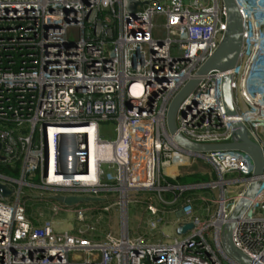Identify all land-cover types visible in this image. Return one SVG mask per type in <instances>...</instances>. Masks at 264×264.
Masks as SVG:
<instances>
[{
	"label": "built area",
	"instance_id": "built-area-1",
	"mask_svg": "<svg viewBox=\"0 0 264 264\" xmlns=\"http://www.w3.org/2000/svg\"><path fill=\"white\" fill-rule=\"evenodd\" d=\"M140 1L144 3L141 17L133 19L126 11V0H0V143L4 157L0 162H20L22 179L28 172H39L40 186L31 187L103 199L92 203L97 206L110 193L126 191L128 204L144 205L149 213V236L161 228V237L153 241L132 237L127 223L120 237L99 233V222L90 220L94 210L89 204L69 208L55 202L49 206L53 217L74 216V229L60 230L56 220L36 227L21 201L0 199V264H233L222 249L221 235L253 181V164L239 152L188 156L174 144L166 126L171 101L219 47L227 29L226 9L221 0ZM236 3L244 22V47L233 71L234 102L238 119L264 149V0ZM224 75L212 72L201 77L187 109L178 115V130L187 139L200 144L230 141L231 120L221 99ZM125 97L141 108L127 105ZM256 100H261V106L255 107ZM58 118H73L78 126L48 124ZM106 123L116 124L115 140L100 138V125ZM56 129L83 132H55L50 141L48 134ZM95 131L98 146L116 157L97 162L96 184L77 182L75 178L87 177L93 166L87 156L86 132ZM61 134L75 135L71 148L76 147L77 153L68 159L67 167H84V172L70 178L55 173ZM199 161L211 164L221 185L242 187L213 222L204 223L197 214L195 202L200 195L180 202L183 193L203 185L167 181L178 177L169 175L170 171H189ZM51 165L61 185L47 183ZM104 166L116 171L119 188L104 182ZM3 178L13 187L19 183ZM150 192L156 193L161 205L171 208L180 203L171 210L179 214L175 222L161 218L162 212L151 199L142 202L139 194ZM165 193L173 197L166 201ZM189 223L194 229L179 237L176 229ZM208 223L213 226L211 234ZM171 225L173 239L163 231ZM233 240L253 263L264 264V180L263 191L238 221Z\"/></svg>",
	"mask_w": 264,
	"mask_h": 264
},
{
	"label": "water",
	"instance_id": "water-1",
	"mask_svg": "<svg viewBox=\"0 0 264 264\" xmlns=\"http://www.w3.org/2000/svg\"><path fill=\"white\" fill-rule=\"evenodd\" d=\"M221 1L227 13V29L224 37L216 52L205 61L197 71L195 77L190 79L171 101L167 111L166 126L174 144L188 156L202 158L208 154L217 152H239L246 155L251 160L253 164V181L237 202L228 222L224 225L221 235V246L225 255L233 264H255L248 255L236 246L233 235L238 221L249 209L251 203L263 191L264 149L252 138L245 123L238 119L239 114L235 107L232 84L233 71L237 68L243 53L244 22L236 0ZM143 6L144 3L140 0H126V11L133 19L141 17ZM212 72L225 74L221 83V99L224 111L231 120V139L227 143H195L179 132L177 118L181 112L187 109V101L196 93L201 82L200 78ZM125 101L130 107L135 106L139 109L141 108L138 103L133 102L127 97H125ZM48 124L55 127L78 126L73 118H58L56 120H50ZM74 144L75 135L61 134L58 137V165L55 173L64 178H70L77 173L84 172V167L81 169L67 167L68 159L74 157L77 153L76 147H73V149L71 148ZM1 151L2 144L0 143V160L4 161ZM15 195L16 191L14 187L8 184L3 176L0 175V199L10 200ZM50 199L69 208L103 201V199L98 197L65 196L63 194H55L51 196ZM194 227L192 223L179 226L176 229V234L179 237H185Z\"/></svg>",
	"mask_w": 264,
	"mask_h": 264
},
{
	"label": "rangeland",
	"instance_id": "rangeland-1",
	"mask_svg": "<svg viewBox=\"0 0 264 264\" xmlns=\"http://www.w3.org/2000/svg\"><path fill=\"white\" fill-rule=\"evenodd\" d=\"M193 2V1H191ZM161 22L162 19L160 20ZM116 124L115 123H106L100 125V138L103 140H115L116 139ZM212 166L210 163L199 161L196 165L189 168V171H186L183 168L174 169L175 174L178 175H201L202 173L210 176V181L197 183L201 186L200 190L197 191H207V194L201 196V201L197 203L195 208L197 214L200 216L202 222H213L220 210L224 207L229 206L228 199L236 197L237 194L242 190L241 185H228L220 183V177L216 173L214 176ZM104 182L109 183L112 186V189L119 188L116 183V171L108 168V166L103 167ZM169 175H174V172L170 171ZM203 175V174H202ZM179 177V176H178ZM209 177V176H208ZM230 176H226V179H230ZM19 183L14 185L16 195L11 198V202L21 201L26 207L27 215L30 221L36 227H40L49 221L56 220V223H59V227H68L74 229L77 227V221L74 216L59 215V217H53V214L49 211V206L55 202L50 199L51 196L59 194L58 192L51 191L53 188L40 189L31 187L30 185L40 186V173H27L25 179H22V172L20 171V176L15 179ZM22 180V183L20 182ZM36 181V183L32 182ZM196 185V184H192ZM140 196L143 197L142 202L145 203L146 199H151L153 203L157 206V209L161 211L163 215L165 213H171L170 209H177L180 204H175L173 207H167L168 205H161L157 198H155L156 193H140ZM135 197V196H133ZM205 197V198H203ZM129 196L126 191L116 190L113 193L109 194L108 200L101 203V205L89 204L94 210V217L90 220L93 222H99V233L104 232H113L115 236L120 237L122 229L125 227L124 223H127V229L132 237H143L149 239V236H146V224L144 217L141 215L142 205L130 202L128 204ZM166 201H169L164 196ZM108 208L106 211L105 209ZM144 208V205H143ZM199 209H202L203 212H200ZM149 214V213H148ZM208 232L211 234L213 232V226L211 223L207 224ZM73 227V228H71ZM60 229V228H59ZM62 230V229H60ZM164 233L168 234L171 239L175 237V232L171 227H166ZM160 234V229L154 232L153 236L150 237L154 240L158 239ZM19 234L18 230L14 233V238L18 240ZM152 241V240H151Z\"/></svg>",
	"mask_w": 264,
	"mask_h": 264
},
{
	"label": "bare ground",
	"instance_id": "bare-ground-1",
	"mask_svg": "<svg viewBox=\"0 0 264 264\" xmlns=\"http://www.w3.org/2000/svg\"><path fill=\"white\" fill-rule=\"evenodd\" d=\"M264 77V76H261ZM264 78H261V80L264 82L263 80ZM255 107L261 106V100H256L254 102ZM253 105V106H254ZM81 133L83 132V130H79V129H56V131L50 130L48 136L50 141H52V138L54 137V133ZM88 133V139H89V145H88V154L87 156L89 157L91 164L93 165L90 168V171L88 173L87 177H76L75 181L77 182H82L84 180L86 181H91L94 184L97 183V178H96V174H97V162L101 159V158H108V159H114L116 156L114 155V153L112 152H106L103 148H100L97 144V135H96V131L93 133L90 132H86ZM119 161H121L119 159ZM47 183L52 184V185H61L62 184V180L58 177L55 176V174H53V170H52V165H51V171L47 177ZM92 183V184H93ZM123 189H125V185H123Z\"/></svg>",
	"mask_w": 264,
	"mask_h": 264
},
{
	"label": "trees",
	"instance_id": "trees-1",
	"mask_svg": "<svg viewBox=\"0 0 264 264\" xmlns=\"http://www.w3.org/2000/svg\"><path fill=\"white\" fill-rule=\"evenodd\" d=\"M0 175L3 177L17 179L20 176V162H16L14 164H7V163L0 162ZM208 176L209 175H206V174L205 175H202V174L201 175H183V176L177 177L176 179H169L168 178L167 181L169 183L175 184V185L197 184V183H203V182L210 181L211 180L210 176L209 177ZM34 182L36 183V181H33V183ZM201 192L207 193V191H205V190L201 191ZM198 193L199 192H195V191L185 192V193H183L180 202H183L185 197L192 196V195L198 194ZM164 196L169 200L173 197V195L170 193H165ZM10 200H9V202H11ZM197 203H198V201H197ZM96 204H98V203H96Z\"/></svg>",
	"mask_w": 264,
	"mask_h": 264
},
{
	"label": "crops",
	"instance_id": "crops-1",
	"mask_svg": "<svg viewBox=\"0 0 264 264\" xmlns=\"http://www.w3.org/2000/svg\"><path fill=\"white\" fill-rule=\"evenodd\" d=\"M212 170H213V174H214V176L216 175V172L214 171V169L212 168ZM173 172H174V175H172V176H175L176 174H175V172L176 171H174V170H172ZM171 171V172H172ZM203 175H205L204 173H202ZM177 176H180V175H178L177 174ZM176 176V177H177ZM209 176H212L211 174L209 175ZM204 191V190H203ZM195 192H199L198 194H194V195H192V196H195V197H197V196H203V195H205V194H207L206 192L205 193H203V192H201V191H195ZM202 193H203V195H202ZM199 198V197H198ZM203 198H205V197H203ZM198 201V203L201 201L200 199H198L197 200ZM197 201L195 202V208L197 207ZM142 208V216L144 217V219H147V216H149L148 214H147V212L145 211V209L143 208V207H141ZM170 210H172V209H170ZM199 211L200 212H203V210L202 209H199ZM160 217L162 218H165L166 219V221H167V223H173V222H175L177 219H178V217H179V214L178 215H175V214H172V212L171 213H165V215H163V214H160ZM146 222H147V220L145 221V224H146ZM57 227L58 228H60V229H62V230H69V228L66 226V227H63V226H60L59 227V223L57 224ZM166 227H171L172 229H173V226L171 225V226H166ZM166 227H164L163 228V231H164V229L166 228ZM146 236H149V231H148V227H146ZM161 229V228H160ZM175 232V231H174ZM149 239L150 240H154V239H152L150 236H149Z\"/></svg>",
	"mask_w": 264,
	"mask_h": 264
}]
</instances>
